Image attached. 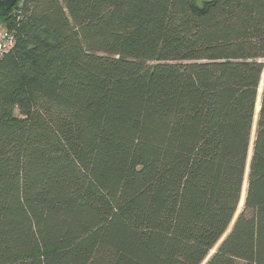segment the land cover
<instances>
[{"label":"trees","instance_id":"1","mask_svg":"<svg viewBox=\"0 0 264 264\" xmlns=\"http://www.w3.org/2000/svg\"><path fill=\"white\" fill-rule=\"evenodd\" d=\"M0 18V264H264V0Z\"/></svg>","mask_w":264,"mask_h":264},{"label":"built area","instance_id":"2","mask_svg":"<svg viewBox=\"0 0 264 264\" xmlns=\"http://www.w3.org/2000/svg\"><path fill=\"white\" fill-rule=\"evenodd\" d=\"M22 1L23 0H18L17 3L20 4L22 3ZM15 45H16L15 32L5 27L0 28V59L8 55L14 49Z\"/></svg>","mask_w":264,"mask_h":264},{"label":"water","instance_id":"3","mask_svg":"<svg viewBox=\"0 0 264 264\" xmlns=\"http://www.w3.org/2000/svg\"><path fill=\"white\" fill-rule=\"evenodd\" d=\"M17 1L18 0H0V12H8L10 9H12L14 7V5L17 3ZM262 87H263V82H262L261 88L259 89V105H260V96H261ZM258 111H259V107H258ZM258 111H257V113H255L256 114L255 115L256 122H257V118H258ZM253 141H254V137H253V140H252V143H251V154L249 155L248 166H247V171H246V176H245L246 177L245 178L246 188H245L243 204H244L245 195H246V189H247V174L249 172V165H250V161H251Z\"/></svg>","mask_w":264,"mask_h":264},{"label":"rangeland","instance_id":"4","mask_svg":"<svg viewBox=\"0 0 264 264\" xmlns=\"http://www.w3.org/2000/svg\"><path fill=\"white\" fill-rule=\"evenodd\" d=\"M209 1H211V0H194V4L196 5V6H198V7H201L204 3H206V2H209ZM3 22L1 21V18H0V28H2L3 27ZM47 38H44V39H42V40H44L46 43L48 42V39L46 40ZM263 80H264V76L262 77V82H263ZM261 85H262V83H261ZM261 85H260V88H261ZM259 101V98H258V100H257V102ZM17 116H18V113H17ZM255 125H256V120H254V126H253V132H252V140H253V137H254V132H255ZM251 154V145H250V153H249V155ZM248 160H249V158H248ZM245 187H246V184H245V186H244V192H245ZM242 207H243V198H242V201H241V203H240V206L238 207V210H237V213H236V216H235V218H234V220L236 219V217L238 216V214L241 212V210H242ZM234 222V221H233ZM233 222H232V224H231V226H230V228H229V230L227 231V233H229V231L231 230V227H232V225H233ZM227 233H226V235H227ZM225 235V236H226ZM225 236L221 239V241L225 238ZM220 241V242H221ZM217 248V247H216ZM216 248L210 253V255H209V257L214 253V251L216 250ZM208 257V258H209Z\"/></svg>","mask_w":264,"mask_h":264},{"label":"bare ground","instance_id":"5","mask_svg":"<svg viewBox=\"0 0 264 264\" xmlns=\"http://www.w3.org/2000/svg\"><path fill=\"white\" fill-rule=\"evenodd\" d=\"M246 188V187H245ZM244 194H245V192H244ZM244 194H243V199H244Z\"/></svg>","mask_w":264,"mask_h":264}]
</instances>
